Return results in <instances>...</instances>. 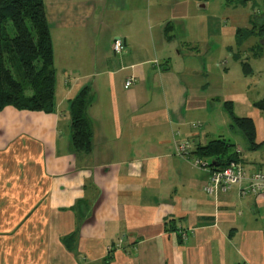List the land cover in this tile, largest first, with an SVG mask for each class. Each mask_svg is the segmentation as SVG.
Listing matches in <instances>:
<instances>
[{
    "label": "crops",
    "instance_id": "0c3cea01",
    "mask_svg": "<svg viewBox=\"0 0 264 264\" xmlns=\"http://www.w3.org/2000/svg\"><path fill=\"white\" fill-rule=\"evenodd\" d=\"M42 1L53 107L0 112V264H264V192L207 195L192 164L221 140L247 177L264 170V0Z\"/></svg>",
    "mask_w": 264,
    "mask_h": 264
},
{
    "label": "trees",
    "instance_id": "16d2710c",
    "mask_svg": "<svg viewBox=\"0 0 264 264\" xmlns=\"http://www.w3.org/2000/svg\"><path fill=\"white\" fill-rule=\"evenodd\" d=\"M54 97L52 47L42 0H0V112L5 107L18 111L51 113ZM90 92L83 88L71 101V145L79 154L89 153L92 130L86 109ZM264 109V102L256 105ZM227 110L229 108L227 107ZM249 144L253 125L235 119ZM221 140L197 148L198 159H209V168L237 163Z\"/></svg>",
    "mask_w": 264,
    "mask_h": 264
},
{
    "label": "built area",
    "instance_id": "2783aa9c",
    "mask_svg": "<svg viewBox=\"0 0 264 264\" xmlns=\"http://www.w3.org/2000/svg\"><path fill=\"white\" fill-rule=\"evenodd\" d=\"M111 50L118 55L122 54L125 49L122 43L116 40L111 44ZM133 82V78L127 79L125 86L130 87ZM174 151L178 156L186 158L191 150L188 143H176L174 144ZM192 164L209 174V181L203 188L207 195L226 193L231 187L240 186L246 180L248 182L245 189L246 193L259 196L264 192V170H257L247 177L242 166L234 162L215 170L209 168V163L198 158H195Z\"/></svg>",
    "mask_w": 264,
    "mask_h": 264
},
{
    "label": "rangeland",
    "instance_id": "374dc122",
    "mask_svg": "<svg viewBox=\"0 0 264 264\" xmlns=\"http://www.w3.org/2000/svg\"><path fill=\"white\" fill-rule=\"evenodd\" d=\"M257 1L256 2L259 3L261 6L263 5V0H257Z\"/></svg>",
    "mask_w": 264,
    "mask_h": 264
}]
</instances>
